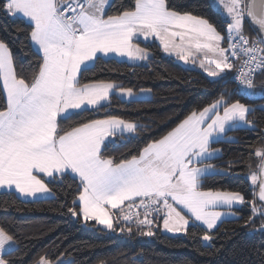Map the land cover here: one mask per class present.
<instances>
[{
	"label": "snow or ice",
	"instance_id": "1",
	"mask_svg": "<svg viewBox=\"0 0 264 264\" xmlns=\"http://www.w3.org/2000/svg\"><path fill=\"white\" fill-rule=\"evenodd\" d=\"M208 6L222 17L223 33L208 19L174 10L168 0H134L131 8L116 0H0V14L25 25L35 55L34 63H18L0 40V192L39 202L55 198L50 183L78 182L67 212L84 223L128 236L135 230L142 237L155 236L161 225L185 236L199 231L209 247L225 218L247 206L242 227L264 240V132L248 154L250 199L201 190L202 181L218 172L211 161L222 150L213 145L234 142L230 131L255 130V109L222 94L138 154L117 160L108 154L112 142L141 129L114 115H96L112 106L113 97L140 102L137 94L112 81L82 79L109 56L149 60L141 40H158L166 54L185 64L194 57L191 63L216 82L233 74L241 91L254 93V79L264 76V0H209ZM246 23L253 38L245 33ZM17 251L14 235L0 227V264H10L6 257ZM253 254L254 264H264V242ZM36 264L76 262L61 252Z\"/></svg>",
	"mask_w": 264,
	"mask_h": 264
},
{
	"label": "trees",
	"instance_id": "2",
	"mask_svg": "<svg viewBox=\"0 0 264 264\" xmlns=\"http://www.w3.org/2000/svg\"><path fill=\"white\" fill-rule=\"evenodd\" d=\"M116 2L129 8L134 6V0ZM168 3L182 14L208 19L223 33L224 21L209 8V0H168ZM18 28L25 29V25L18 21L13 23L0 14V40L9 44L18 63H34L35 55L26 40V29L18 31ZM245 31L253 34L247 23ZM141 46L150 52L144 64L102 58L91 71L82 74L84 82L112 81L134 91H152L151 98L138 99V103H121L113 97L112 106L96 115V118L114 115L135 122L141 129L136 136L112 142L108 154L117 160L138 154L147 143L165 135L192 111L207 107L227 93L226 99L239 100L255 109L250 117L255 130L230 131L228 136L234 142L225 140L213 145L222 150L221 157L211 161L218 173L207 176L201 190L240 192L250 199L247 161L253 150L251 145L258 144L264 132V97L259 95L264 92V76L257 75L254 79L253 95H243L233 81V74L216 82L218 78L211 79L198 68L185 67L164 56L156 42L141 43ZM3 105L4 93L0 88V109ZM236 161L244 162L234 163ZM252 167H256L255 158H252ZM77 184L72 181L63 185L50 183L55 198H42L39 202L23 200L16 193L0 192V227L17 240L18 251L6 257L10 264H36L43 256L52 257L61 252L76 264H99L100 261L106 264H254L253 248L264 242L258 234H251L242 227L250 211L247 206L237 211L236 218L226 220L210 242L211 247L202 240L199 231L195 235L171 236L159 227L152 237H142L135 234V230L132 236L101 231L103 226L97 222L84 223L67 212L77 194Z\"/></svg>",
	"mask_w": 264,
	"mask_h": 264
},
{
	"label": "crops",
	"instance_id": "3",
	"mask_svg": "<svg viewBox=\"0 0 264 264\" xmlns=\"http://www.w3.org/2000/svg\"><path fill=\"white\" fill-rule=\"evenodd\" d=\"M245 30V29H244ZM149 42H156L158 45H159V47H160V49H161V51H162V53H163V55L164 56H166V57H169V58H173V59H175L177 62H179L181 65H184V62L183 61H180V60H177L176 58H175V56L174 55H172V56H169L168 54H166L164 51H163V48H162V46L160 45V42L158 41V40H150V41H143V40H141V43H149ZM117 59V60H120V61H125V62H127V63H129V64H132V65H139V64H144V63H146V61H143V62H133V61H127L126 59H121V58H119V57H115V56H109V57H107V58H105V59ZM192 59H194V57H189V63H191V61H192ZM193 66L194 65H197V64H193V63H191ZM185 67H187V66H185ZM137 94V99L140 97V93H136ZM218 173V172H217ZM46 180H47V178H45ZM18 196H19V194L18 193H16ZM20 197V196H19ZM22 198V197H21ZM23 200H26V201H31V198H22ZM42 199V198H41ZM237 217V216H236ZM236 217H232L231 218V216H229V217H226L225 218V220H230V219H234V218H236ZM102 226V225H101ZM161 229H162V225H161ZM155 230V229H154ZM183 235V234H182Z\"/></svg>",
	"mask_w": 264,
	"mask_h": 264
},
{
	"label": "rangeland",
	"instance_id": "4",
	"mask_svg": "<svg viewBox=\"0 0 264 264\" xmlns=\"http://www.w3.org/2000/svg\"><path fill=\"white\" fill-rule=\"evenodd\" d=\"M245 33H246V31H245ZM247 35H249L248 33H246ZM249 36H253V34L252 35H249ZM183 66H187L188 68H198L200 71H202L206 76H207V74L204 72V70L203 69H201V68H199V66H198V63H197V65H192L191 63H188V64H185L184 63V65ZM209 78H211V79H216V78H212V77H209ZM135 93H140V97L138 98V99H149V98H151L152 97V91H151V93L150 94H147V93H144V94H142L141 92H140V90L139 91H134ZM249 179V178H248ZM49 198H51V197H49ZM232 218V217H231ZM162 230V232H164V233H166V234H169V235H171V236H181L182 234H174V233H167V232H165L164 230H163V228L161 229Z\"/></svg>",
	"mask_w": 264,
	"mask_h": 264
},
{
	"label": "built area",
	"instance_id": "5",
	"mask_svg": "<svg viewBox=\"0 0 264 264\" xmlns=\"http://www.w3.org/2000/svg\"><path fill=\"white\" fill-rule=\"evenodd\" d=\"M250 38H252V37H250ZM239 92H240V94H243V95H251L252 94V93H248L247 90L241 91L239 89Z\"/></svg>",
	"mask_w": 264,
	"mask_h": 264
},
{
	"label": "bare ground",
	"instance_id": "6",
	"mask_svg": "<svg viewBox=\"0 0 264 264\" xmlns=\"http://www.w3.org/2000/svg\"><path fill=\"white\" fill-rule=\"evenodd\" d=\"M251 30L253 31V27L251 26Z\"/></svg>",
	"mask_w": 264,
	"mask_h": 264
},
{
	"label": "water",
	"instance_id": "7",
	"mask_svg": "<svg viewBox=\"0 0 264 264\" xmlns=\"http://www.w3.org/2000/svg\"><path fill=\"white\" fill-rule=\"evenodd\" d=\"M253 27V26H252Z\"/></svg>",
	"mask_w": 264,
	"mask_h": 264
}]
</instances>
